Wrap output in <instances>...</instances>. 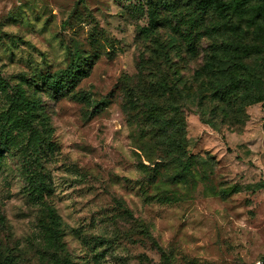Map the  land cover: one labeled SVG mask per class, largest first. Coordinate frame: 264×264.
Wrapping results in <instances>:
<instances>
[{"label":"rangeland","instance_id":"rangeland-1","mask_svg":"<svg viewBox=\"0 0 264 264\" xmlns=\"http://www.w3.org/2000/svg\"><path fill=\"white\" fill-rule=\"evenodd\" d=\"M154 3L0 0V77L10 86L0 93V119L6 96L21 88L40 101L50 131L41 132L42 116L32 123L45 136L38 143L5 125L0 251L35 262L45 246L38 220L50 205L72 264H163L138 224L171 264L264 260V102L246 109L241 127L205 125L184 110L187 154L198 163L178 186L168 184L172 167L148 181L146 156L157 163L159 153L147 149L122 106L138 75V29ZM78 56L86 76L69 78L73 87L55 96L48 80L67 76ZM199 62L189 60L186 73Z\"/></svg>","mask_w":264,"mask_h":264},{"label":"trees","instance_id":"trees-1","mask_svg":"<svg viewBox=\"0 0 264 264\" xmlns=\"http://www.w3.org/2000/svg\"><path fill=\"white\" fill-rule=\"evenodd\" d=\"M138 8L144 13V7ZM147 16L148 23L137 34L142 47L138 75L125 88L122 109L140 137H147V149L159 153L157 163L146 156L153 161L149 173L143 167L148 181L160 169L172 167L168 184L178 186L198 163L196 156L187 154L184 110L194 109L205 125L241 127L247 121L246 109L264 102V0H155ZM77 58L67 76L48 80L55 96L73 87L69 78L86 76L81 68L86 59ZM195 58L200 62L188 75V62ZM8 89L0 77V93ZM6 99L8 108L0 119V153L6 149L8 123L27 131L36 143L48 135L49 120L39 100L21 88ZM39 116L45 136L32 127ZM38 226L45 246L35 262L13 251H0V264H72L61 244V220L52 206L45 205ZM135 227L142 229L143 238L151 242L162 263L171 264L146 225Z\"/></svg>","mask_w":264,"mask_h":264},{"label":"water","instance_id":"water-1","mask_svg":"<svg viewBox=\"0 0 264 264\" xmlns=\"http://www.w3.org/2000/svg\"><path fill=\"white\" fill-rule=\"evenodd\" d=\"M257 264H264V260H263V261H261V262H259V263H257Z\"/></svg>","mask_w":264,"mask_h":264}]
</instances>
